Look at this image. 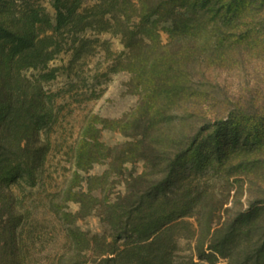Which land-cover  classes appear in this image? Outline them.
Instances as JSON below:
<instances>
[{"label":"trees","instance_id":"1","mask_svg":"<svg viewBox=\"0 0 264 264\" xmlns=\"http://www.w3.org/2000/svg\"><path fill=\"white\" fill-rule=\"evenodd\" d=\"M91 1L49 0L52 16L39 0H0V264H26L13 188L37 184L50 147L41 133L53 118L43 81L63 35L86 27L120 36L127 52L114 70L130 74L140 99L121 118H86L76 170L51 200L70 240L55 264H185L175 255L181 237L194 240L201 260L264 264V0ZM161 23L169 24L165 45ZM165 125L172 135L160 132ZM107 128L128 139L106 145ZM107 159L108 171L88 175ZM140 160L146 171L113 201L109 178ZM191 164L225 190L180 179ZM98 204L109 236L74 226Z\"/></svg>","mask_w":264,"mask_h":264},{"label":"rangeland","instance_id":"2","mask_svg":"<svg viewBox=\"0 0 264 264\" xmlns=\"http://www.w3.org/2000/svg\"><path fill=\"white\" fill-rule=\"evenodd\" d=\"M39 1L53 16L54 10L49 0ZM90 4H94V0ZM168 27V23H161L158 26L159 41L162 45L170 40L166 31ZM63 36L61 41L64 50L49 63V68L54 69L53 77L43 81L53 104L52 122L43 128L41 133V138L50 144L46 162L39 172L36 185L30 186L29 183L22 181L19 186L13 188L23 215L19 231L25 245L26 264H55L57 255L69 248L70 240L66 231L68 226L51 211V200L76 170L74 146L85 131L84 123L88 115L97 114L110 121L118 119L136 108L140 99L129 83L130 74L114 70L118 68L116 60L122 58L120 55L124 59L127 52L119 35L98 32L96 28L86 27L83 32L77 34L69 32ZM28 73L37 72L30 70ZM160 132L172 135L171 129L166 125L160 127ZM127 139L121 132L110 128L101 133V141L110 147ZM109 162L110 159H107L95 164L88 171V175H102L108 171ZM124 166L122 174L118 176L113 174L114 172L111 174L115 176L109 178V183L114 181L116 184H108L104 191L113 201H116L119 194L124 195L128 191L126 180H131L146 171V163L143 160L126 163ZM184 177H189L188 182L194 188H206L222 193L225 187L222 181L215 178L212 171L197 170L193 164L188 166L180 179L184 180ZM177 183L179 184V181ZM223 194H226V191ZM96 195L102 197L99 191ZM99 206L96 205L86 217L78 219L74 226L91 235L109 236L110 230L102 219L103 212ZM79 209V203L69 204V211L72 213H77ZM186 220L193 227L197 226L196 218ZM178 233L186 237L187 227H182ZM193 241L191 238L182 237L178 240L175 248L178 261L185 264H228L224 258H218L215 262L199 259L195 255Z\"/></svg>","mask_w":264,"mask_h":264}]
</instances>
